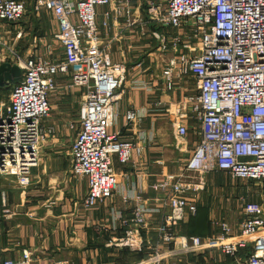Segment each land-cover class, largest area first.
<instances>
[{
    "label": "built area",
    "instance_id": "obj_1",
    "mask_svg": "<svg viewBox=\"0 0 264 264\" xmlns=\"http://www.w3.org/2000/svg\"><path fill=\"white\" fill-rule=\"evenodd\" d=\"M27 5L28 0H0V32L8 33L4 27L18 23ZM102 5L110 9L98 22L96 7ZM146 5V22L153 25L150 35L157 46L172 51L164 62L165 87H172L174 77L195 78V92L169 103L164 113L179 139L188 133L186 122L196 120L198 140L182 172L168 174L152 186L165 192L167 213L146 206L136 191L121 194L132 208L129 218L113 212L126 226L118 243L140 250L139 229L147 225L149 214L157 212L158 237L168 247H155L139 264H159L175 251L194 252L207 246L232 256V264H264V0H146ZM32 7L36 15L45 12L55 23L52 36L60 44L62 58L21 57L14 46L0 52V64H16L22 71L21 80L11 85L8 102L0 105V177L23 190L31 185L43 141L52 133V128L44 131L41 124L50 112L48 97L56 88V78L67 76L68 87L79 94L69 171L86 179L82 205L90 209L117 192L114 161L126 164L133 151H142L138 142L110 131L126 65L114 62L109 44L100 41V27L107 28L110 17H124L126 26L136 23L131 0H32ZM160 30L172 32L169 44ZM136 85L147 88L144 82ZM124 116L125 126L131 127L142 113L130 108ZM217 171L256 182L261 200L242 201L238 236L229 237L226 222L206 242L197 235L178 236L176 226L196 211L199 186L191 179ZM53 204L50 200L45 206ZM0 264L41 263L30 247L22 246L15 257L0 258ZM48 264L71 261L61 258Z\"/></svg>",
    "mask_w": 264,
    "mask_h": 264
},
{
    "label": "crops",
    "instance_id": "obj_2",
    "mask_svg": "<svg viewBox=\"0 0 264 264\" xmlns=\"http://www.w3.org/2000/svg\"><path fill=\"white\" fill-rule=\"evenodd\" d=\"M131 4L136 23L126 26L124 17L116 20L110 17L109 26L100 27V41L109 44L114 62L126 65L125 81L118 91L117 118L110 131L138 142L142 151H133L126 164L114 161L119 187L111 200L104 199L90 209L84 208L86 179L74 177L69 171L70 146L78 127L79 94L77 89L68 87L67 76H58L56 88L48 97L49 115L41 123L44 131L52 128V133L43 141L38 165L32 169L31 185L23 190L10 179L0 177L1 259L15 257L20 247L25 246L33 250L41 264L61 258L70 259L71 264H139L155 247H168L158 237L160 218L157 212L149 214L147 225L139 229V237L143 240L141 249L123 247L118 241L126 226L114 218L113 212L116 210L122 217H130L132 202H124L121 198V194L128 191L138 192L148 207L159 208V212L164 213L169 211L164 202L165 192L152 186L168 174L182 172L198 140V123L189 119L186 122L188 133L184 139H179L164 108L194 93L195 78L189 74L174 77L172 87H165L164 62L172 51L157 46L150 35L153 25L146 22V0H131ZM109 9V5L96 7L98 22ZM160 31L169 44L172 32ZM118 33L120 37H115ZM140 82L147 88L136 85ZM130 108L142 113L140 121L131 127L125 126L124 116ZM220 175L221 171H217L191 179L199 186L195 194L196 211L176 226L178 236L197 235L206 242L221 232V222L230 226V238L240 234L242 202L239 206L230 202L229 196L225 198V194L209 193L214 186L224 190ZM50 200L54 204L45 206ZM232 262V256L207 246L194 252L175 251L159 264Z\"/></svg>",
    "mask_w": 264,
    "mask_h": 264
},
{
    "label": "rangeland",
    "instance_id": "obj_3",
    "mask_svg": "<svg viewBox=\"0 0 264 264\" xmlns=\"http://www.w3.org/2000/svg\"><path fill=\"white\" fill-rule=\"evenodd\" d=\"M4 28H7L9 32H0V52H6L8 48L14 46L21 57L35 55L50 61L62 58L60 44L52 36L56 30L55 23L45 12L36 15L33 11L32 0H28L26 12L21 20ZM11 85L0 87V105H6L8 102ZM220 177L224 180V190L217 186L210 188L209 193H213L214 196L225 194V198L229 196L230 202H235L239 206L243 200H261L256 182L231 178L224 171H221Z\"/></svg>",
    "mask_w": 264,
    "mask_h": 264
},
{
    "label": "water",
    "instance_id": "obj_4",
    "mask_svg": "<svg viewBox=\"0 0 264 264\" xmlns=\"http://www.w3.org/2000/svg\"><path fill=\"white\" fill-rule=\"evenodd\" d=\"M22 71L16 64L3 62L0 64V87L15 84L21 80Z\"/></svg>",
    "mask_w": 264,
    "mask_h": 264
}]
</instances>
